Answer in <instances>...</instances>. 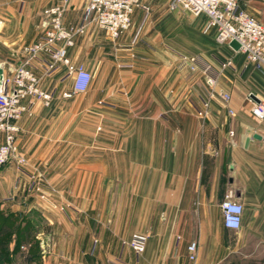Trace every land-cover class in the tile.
I'll return each instance as SVG.
<instances>
[{"label": "crops", "instance_id": "0c3cea01", "mask_svg": "<svg viewBox=\"0 0 264 264\" xmlns=\"http://www.w3.org/2000/svg\"><path fill=\"white\" fill-rule=\"evenodd\" d=\"M57 1L0 0L5 75L7 65L25 58L22 47L41 35L42 10ZM170 1L143 0L132 28L117 39L95 25L76 36L73 59L100 76L91 92L116 91L115 101L100 108L101 121L115 124V130L101 133L98 149L79 150L70 135L64 146L58 134L33 126L47 117L23 124L22 149L36 156V165L47 166L52 182L71 189L74 205L84 207L75 215L61 213L25 190L4 200L17 194L18 173L6 168L0 175L1 209L30 216L37 228L44 219L49 227L37 233L45 234L49 251L32 261L26 253L24 260L12 254L13 260L0 264H112L103 259L108 248L111 259L129 264H264V118L252 111L264 106V70L244 52L220 44L206 17L171 9ZM86 2L71 0L67 26H81ZM239 3L264 23V0ZM34 66L44 75L41 61ZM62 72L44 78L43 87L59 86ZM222 91L230 94L228 102ZM204 100L210 103L202 117ZM89 154L98 158L64 171L53 159ZM95 187L99 190L89 196ZM228 196L243 204L239 229L224 223L221 204ZM93 230L100 237L96 244ZM136 232L149 235L142 254L129 246ZM192 241L198 243L195 261L188 253ZM14 245L15 240L10 251ZM77 252L80 259L70 254Z\"/></svg>", "mask_w": 264, "mask_h": 264}, {"label": "built area", "instance_id": "2783aa9c", "mask_svg": "<svg viewBox=\"0 0 264 264\" xmlns=\"http://www.w3.org/2000/svg\"><path fill=\"white\" fill-rule=\"evenodd\" d=\"M240 0H171L172 9L182 8L196 17H206L207 26L213 29L220 44H230L237 40L240 51L259 69L264 70V23L241 8ZM70 0H60V3L47 7L43 11L42 33L37 41L26 47L30 60L37 59L44 65L47 74H53L61 66H66L69 75L73 76V91L88 89L92 74L83 65H75L68 54L75 44V37L84 34L95 25L104 30L110 38L117 39L129 31L133 25L134 11L143 6L142 0H87L83 21L79 27H69L64 23V14ZM184 61H193L184 56ZM227 63H224L226 66ZM210 85H215L212 77H207ZM30 94L44 99H51L54 93L43 91L39 87V78L27 67L16 69L11 76L5 75L3 85H0V170L13 158H17V133L20 118L25 106L24 99ZM69 96L70 92H65ZM222 98L229 101V93L222 91ZM210 100H204L203 109L199 115L206 116ZM258 118H264V106L255 105L252 109ZM19 161L25 158L19 155ZM225 225L230 229H239L243 222V204L233 197H227L221 204ZM149 235L136 232L129 241L131 248L138 254L144 253ZM44 247V242H42ZM189 258L197 259L198 243L192 241L188 245Z\"/></svg>", "mask_w": 264, "mask_h": 264}, {"label": "rangeland", "instance_id": "374dc122", "mask_svg": "<svg viewBox=\"0 0 264 264\" xmlns=\"http://www.w3.org/2000/svg\"><path fill=\"white\" fill-rule=\"evenodd\" d=\"M71 2V0H70ZM69 2V3H70ZM143 2V0H142ZM60 3V0H58L55 4L56 5ZM68 3V4H69ZM53 5H49L47 7H51ZM68 6V5H67ZM45 7L44 9H46ZM41 12V22L43 20V11ZM172 9V8H171ZM3 13L0 15L2 16ZM252 15V14H251ZM255 17V16H254ZM260 21V20H259ZM42 25V24H41ZM77 36V35H76ZM110 42H112L111 39H109ZM37 40H35L32 43L26 44L22 47L21 51L25 55V58L22 60V62L16 63L14 65H7L9 66V75L11 76L15 73L16 69L20 67H27L29 68L38 78H39V87L46 92L54 93V96L47 100L44 98L39 97L38 95L30 94L28 97L24 99L23 105L25 106V110H23L20 118L16 121V124L19 126V131L17 133V158H13L11 162H9L5 167H3L0 170V175L4 172V170L8 167H13L17 173L18 176L16 177V193L15 195H10L11 197H6L5 199L3 196H0V199H14V197L23 190L25 191H31L33 195H35L40 201L43 202H51V206L56 208L61 213H69L72 215H75L76 213H81L82 210L79 208H83L84 206L81 204V206L77 207L73 204L72 201H70L68 198L71 199L72 197V191L68 188H63L59 184L52 182L50 180L51 176L49 172L47 171V166H43L42 168L35 164V158L36 156L28 155L21 147V143L19 141L20 137V131L24 123L26 122H32L34 118L36 117H47L50 120L46 123H37L35 124V120L33 123V126L36 128L38 127L39 130H43L47 133H54L58 134L61 139L58 140L59 143L64 144V146H67L68 141L67 135H70L72 138L70 139V142H72L75 147L79 150L86 148H92L98 149L100 147V136L101 133H105L107 131H114L115 130V124L113 123H107L105 121H101V107H105L106 104H109V102L115 101V95L116 91L114 88H112V92H107L101 95L99 92H94L96 94H93L91 91L94 89V86L98 85L100 82V76L99 74H93L92 71H90L88 68L85 67L84 64L79 63L73 59V53L72 49L74 48L76 44V37H75V44L72 46L69 51V57L71 61L75 65H83L87 70H89L92 74V79L90 82V85L87 90L85 91H73V76L68 74L67 67L61 66L62 76H61V84L59 86H54L50 88L43 87L42 81L46 77H51V74H47L46 69L44 67V75L39 76L35 72V61H38L37 59L30 60V54L26 51V47L34 44ZM173 46H178L175 44L176 39L173 38ZM114 43V42H112ZM3 47L0 46V56H2V53H4ZM15 54V53H13ZM246 55V54H245ZM40 62V61H39ZM4 66V65H3ZM59 68V69H60ZM51 75V76H50ZM98 89V88H97ZM65 92H70L69 96H65ZM126 94V93H125ZM93 95V97H91ZM92 99V106L89 107V103L85 104V101H88ZM88 105V107H87ZM3 142V135H0V144ZM19 155L24 156L25 161L20 162L19 161ZM98 156L89 154V155H62L53 157L54 161H56V166L58 171H64L67 170L69 166H77L84 163H93L95 159H97ZM52 159V158H51ZM75 163V164H74ZM38 168L37 170L35 168ZM99 188H89V196H94L95 191H98ZM20 191V192H19ZM97 196V194H96ZM83 199V198H81ZM3 200V201H4ZM80 204V203H79ZM78 204V205H79ZM0 210L5 214L9 213L6 209H1V202H0ZM28 216V215H27ZM26 217V216H24ZM20 218L22 216L16 215L12 217V226H17L20 223ZM27 218H30L28 216ZM97 222V221H96ZM33 223V221H32ZM39 223L41 226H39L36 229V232L38 231H47L48 224H45L44 219L39 220ZM2 225V221H0V227ZM36 227V226H35ZM94 231V230H93ZM98 232V230H97ZM92 234V239H95V244L98 243V239H100L99 234L95 231ZM37 237L40 241V247H41V258L46 255L49 251V246L47 244L45 237V234H39L36 233ZM13 235V240H14ZM130 241V240H129ZM42 242H44V247L42 246ZM130 246V245H129ZM96 247V246H95ZM131 247V246H130ZM100 248V247H99ZM29 249L28 244L21 247V251L24 253H27ZM146 251V250H145ZM144 251V252H145ZM23 253L18 252L14 256L17 260L21 259L24 260L25 258L22 256ZM71 256H74L75 259H80L83 255L81 253V256L77 252L76 254L70 253ZM113 251L108 248L106 252L104 251L103 259L107 260L108 263L112 264H129L126 262L125 259L121 258H113L111 259V256L113 255ZM40 258V259H41ZM39 259V260H40ZM43 259V258H42Z\"/></svg>", "mask_w": 264, "mask_h": 264}, {"label": "trees", "instance_id": "16d2710c", "mask_svg": "<svg viewBox=\"0 0 264 264\" xmlns=\"http://www.w3.org/2000/svg\"><path fill=\"white\" fill-rule=\"evenodd\" d=\"M14 213H3L0 210V221L2 225L0 227V262H8L13 260L16 253L21 252V247L24 245L29 246L26 253V257L29 261L39 260L41 258L40 241L37 237L36 229L32 223L31 218L22 217L20 223L17 226H12V217ZM13 235L15 245L12 251L9 249V244L13 241ZM23 255V254H22Z\"/></svg>", "mask_w": 264, "mask_h": 264}, {"label": "water", "instance_id": "95a60500", "mask_svg": "<svg viewBox=\"0 0 264 264\" xmlns=\"http://www.w3.org/2000/svg\"><path fill=\"white\" fill-rule=\"evenodd\" d=\"M233 49L239 51L240 48H241V45L240 43L237 41V40H233L230 42L229 44ZM4 78H5V72H4V67L3 65H0V85H3V82H4ZM253 98L254 99H257L256 95H253ZM255 137H258L260 138V135L256 134ZM249 141H250V138L248 137L246 139V145L249 144Z\"/></svg>", "mask_w": 264, "mask_h": 264}]
</instances>
